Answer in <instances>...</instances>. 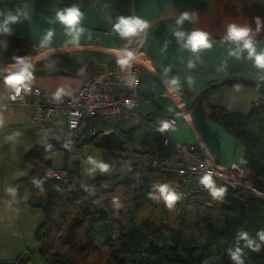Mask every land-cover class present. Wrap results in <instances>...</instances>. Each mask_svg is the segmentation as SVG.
Listing matches in <instances>:
<instances>
[{
    "label": "crops",
    "instance_id": "1",
    "mask_svg": "<svg viewBox=\"0 0 264 264\" xmlns=\"http://www.w3.org/2000/svg\"><path fill=\"white\" fill-rule=\"evenodd\" d=\"M51 2L52 0H0V11H11L13 14L23 11L25 4L31 6V16H20L16 22H10V31L0 32V41L21 38L29 41L36 50L34 55L26 57L32 64L30 71L33 75L27 79L32 85L53 93L72 94L90 74L115 65L124 55V49L132 52L140 49L147 56L148 63L135 91L134 112L139 117L156 113L175 115L177 122L169 130L170 145L157 146L159 135L140 126L134 117L109 122L111 127L98 132L115 129L121 133L135 128L133 139L143 131L155 134L152 142L141 143V149L134 146L140 152L138 160L147 148H152L154 154H168L174 160H188L187 154L177 151V145L200 142L216 163L225 167L231 163L243 165V145L222 125L204 118L197 108L192 107V102L209 84L219 85L237 78L246 83L221 86L211 96V102L241 115L250 112L252 104L261 95L264 81L254 78L257 70L253 68L251 61L228 57V48H236L234 43L229 42L225 46L219 41L224 38L227 25L235 22L253 30L257 51L264 48V0H57L61 8L76 3L81 4L86 11L83 26L92 32V37L89 39L87 33H81L80 47L65 45L64 41L69 37L63 26L50 22L49 18L55 15L50 7ZM183 12L196 15L195 21L184 22L186 30L202 29L215 40L211 49L200 53L201 60L196 62L193 69L187 68V59L189 56L195 58L194 54L187 49L180 50L170 28L174 25L175 18ZM120 15H140L150 21L151 27L139 36L121 37L112 29L107 19L110 16L112 23H115L116 17ZM258 17L261 19V30L256 33ZM50 29H54L50 47H41V42ZM47 58L83 62L87 67H80L71 73L66 69L53 67L50 62L45 63ZM160 64L164 67L174 65L169 75L181 76L182 87L174 88L167 83ZM7 65H12L14 71L19 67L17 62L5 65L0 62V260H14L27 250L30 254L35 253L38 247L35 232L42 222V211L24 204L19 194V180L27 177L33 169L26 162L25 155L31 149L47 146L51 142L64 143L56 141L52 135L63 134L65 142L71 140L61 123L62 116L59 117L58 128L52 133L38 134L34 131L30 121V105L8 99L12 87L4 82L7 75L3 69ZM187 75H192L195 79L191 87L184 79ZM174 93L178 94V98L171 96ZM91 144L93 143L89 146ZM197 150L202 155V151L199 148ZM261 195L264 197V191Z\"/></svg>",
    "mask_w": 264,
    "mask_h": 264
},
{
    "label": "trees",
    "instance_id": "2",
    "mask_svg": "<svg viewBox=\"0 0 264 264\" xmlns=\"http://www.w3.org/2000/svg\"><path fill=\"white\" fill-rule=\"evenodd\" d=\"M29 41L9 38L0 44L2 65L16 63V57L34 55ZM53 67L74 73L86 63L47 58ZM43 62V63H44ZM246 83L230 79L209 84L193 100L192 107L211 122L222 125L243 145V166L247 177L264 188V88L247 115L229 111L211 102L213 93L223 85ZM169 114V113H156ZM135 128L121 132L125 146ZM95 139V138H94ZM94 139L91 143L94 144ZM86 143L73 140L51 142L27 152L30 174L19 180L21 201L42 211L43 219L35 232L39 259L47 264H237L228 250L243 248L244 264H264V198L225 186L221 198L189 192L186 199L171 207L163 199L159 186L167 184L175 191L179 178L175 173L134 167L115 185L109 178H98L97 192L89 197L80 182L78 165L67 181L40 183L46 169L52 167L50 153L60 150L67 157ZM136 151V150H135ZM140 153L139 151H136ZM153 154V150L144 152ZM43 189V191L41 190ZM241 232L259 244L258 250L245 246ZM34 252L31 254H35ZM0 264H27L20 257L0 260Z\"/></svg>",
    "mask_w": 264,
    "mask_h": 264
},
{
    "label": "built area",
    "instance_id": "3",
    "mask_svg": "<svg viewBox=\"0 0 264 264\" xmlns=\"http://www.w3.org/2000/svg\"><path fill=\"white\" fill-rule=\"evenodd\" d=\"M135 59L131 66H121L118 62L105 70L90 74L79 89L72 94L53 93L24 81L21 91L12 88L8 93L11 102L30 105V121L38 134H50L59 126V117L71 140L89 145L98 133L96 125L104 122L128 120L132 117L140 126L159 135L157 146H168L171 143L170 128L176 124L173 114H152L147 117L135 115V91L140 83L141 73L148 63L142 50L133 52ZM3 72L8 75L14 72L12 65H7ZM171 96L178 98V94ZM30 97V101H28ZM185 114V112H182ZM167 123L168 127L163 128ZM203 144H179L177 151L187 154L188 160H174L168 154H152L139 161L136 167L153 169L161 172L175 173L179 183L175 192L180 200L186 199L189 192L205 193L210 190L202 181L211 176L213 183L220 181L243 193L262 196L261 188L247 177L243 165L231 163L225 167L213 161ZM197 148L202 151V155ZM152 148H147L146 152ZM69 172L66 169L48 168L40 179V183L50 180L67 181Z\"/></svg>",
    "mask_w": 264,
    "mask_h": 264
},
{
    "label": "clouds",
    "instance_id": "4",
    "mask_svg": "<svg viewBox=\"0 0 264 264\" xmlns=\"http://www.w3.org/2000/svg\"><path fill=\"white\" fill-rule=\"evenodd\" d=\"M50 7L55 12V15L49 18L50 22L62 25L65 34L69 37L64 41L65 45L71 44L80 47L79 40L81 33H87L88 38L91 39L92 32L83 26L87 14L86 11L83 10L81 4L73 3L71 6L61 8L58 6L57 0H52ZM30 8L31 6L29 4H25L23 6V11H18L16 14H13L11 11H0V17H3V19L0 20V32H9V23L16 22L20 16L30 17ZM107 19L108 23L111 24L112 29L121 37L139 36L141 33H146L151 27L150 21L140 15H120L116 17L115 23H112V18L110 16H108ZM195 20V13L190 14L189 12H183L175 18L174 25L170 26L172 34L180 45V50L183 51L187 49L190 53L194 54L195 58L189 56L187 59L188 69L195 68L196 62L201 60L200 53L205 49H211L215 43V40L210 38L208 32L202 29L188 31L183 27L185 21L192 22ZM260 30L261 19L258 17L256 18L255 32L258 33ZM53 32L54 29H50L47 32L41 42V47H50ZM254 34L255 33L249 26L233 22L227 25L226 34L219 42L225 46H228L229 42L234 43L236 48L235 50L230 47L228 48V57H234L236 60L246 59L251 61L253 68L257 70L254 78L259 81H264V48L257 51L256 42L253 39ZM3 43V41H0V44ZM165 47H167V44ZM123 52L124 55L119 58L117 62L121 66L128 65L130 67L131 61L135 59V54L127 49H124ZM15 59L19 67L16 71L5 76L4 82L6 85L15 88L16 92L19 93L24 81L30 79L33 75L32 71H30L32 64L26 57H16ZM173 66V64H169L167 67H164L161 64L159 65V67L162 68L167 83L171 87L180 88L182 87L181 76L169 75ZM152 70L154 71L155 68H152ZM184 79L190 87L195 83V79L192 75H187ZM167 127L168 124L165 123L163 128ZM98 166L102 171L107 170L108 168V165L104 163H100ZM202 182L211 188V194L213 197H222L225 188L213 187L211 176H205ZM41 190L43 191V189ZM159 190L169 207H171L178 199V194L171 190L167 184L160 185ZM258 236L261 241H264V231L258 232ZM241 239L245 241L246 247L252 248L253 250H258L260 248L259 244L254 243V241L248 237L247 232L240 233L238 244ZM228 252L233 261H236L237 264H244L242 259V247L236 246L235 250L230 248Z\"/></svg>",
    "mask_w": 264,
    "mask_h": 264
},
{
    "label": "rangeland",
    "instance_id": "5",
    "mask_svg": "<svg viewBox=\"0 0 264 264\" xmlns=\"http://www.w3.org/2000/svg\"><path fill=\"white\" fill-rule=\"evenodd\" d=\"M10 64V63H9ZM13 64V63H12ZM112 124L109 122H104L96 125L97 130H101L106 127H111ZM56 141L61 140L65 142L66 137L61 135H52ZM156 135L148 131L139 132L135 139L132 138L131 142L125 146L124 150H106L91 144V146L84 145L80 150L70 153L67 157V168L66 170L71 172L74 166L78 165V172L80 177V182L85 188V191L89 197H94L97 192V182L98 178H105L109 176L115 182L109 183V187L115 185L120 179H122L129 169L137 165L139 161L148 158L149 154L141 153L142 158L138 160V151L136 148L141 149V143L152 142ZM136 148H135V147ZM136 150V151H135ZM146 152V151H145ZM145 156V157H144ZM52 168L64 169L65 157L62 151L57 150L50 153V159ZM104 163L108 165L107 170H101L99 164ZM138 168V167H137ZM213 187L225 188L224 184L220 181L214 182ZM258 188L264 189L263 187L257 186ZM264 191V190H262ZM204 193V192H203ZM251 194V193H250ZM262 197V196H260ZM264 198V197H262ZM176 202L180 203L179 200ZM27 264H47L41 261L38 255L35 253L31 255Z\"/></svg>",
    "mask_w": 264,
    "mask_h": 264
},
{
    "label": "water",
    "instance_id": "6",
    "mask_svg": "<svg viewBox=\"0 0 264 264\" xmlns=\"http://www.w3.org/2000/svg\"><path fill=\"white\" fill-rule=\"evenodd\" d=\"M94 145L106 150H124L125 149V139L121 133L117 132L115 129L98 132L95 139ZM31 257L30 252L25 251L21 259L23 262H27Z\"/></svg>",
    "mask_w": 264,
    "mask_h": 264
}]
</instances>
